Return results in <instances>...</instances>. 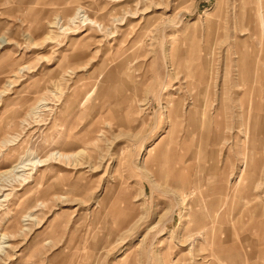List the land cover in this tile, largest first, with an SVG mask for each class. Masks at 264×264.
<instances>
[{"label": "rangeland", "instance_id": "1", "mask_svg": "<svg viewBox=\"0 0 264 264\" xmlns=\"http://www.w3.org/2000/svg\"><path fill=\"white\" fill-rule=\"evenodd\" d=\"M0 39V264H264V0H0Z\"/></svg>", "mask_w": 264, "mask_h": 264}, {"label": "bare ground", "instance_id": "2", "mask_svg": "<svg viewBox=\"0 0 264 264\" xmlns=\"http://www.w3.org/2000/svg\"><path fill=\"white\" fill-rule=\"evenodd\" d=\"M82 13V12H81ZM79 15V9L77 10V12H76V14L72 17V18H70V21L71 22H73L77 17L78 18H82V17H80V16H78ZM77 18V19H78ZM83 19V18H82ZM84 20V19H83ZM57 21V20H56ZM86 22H87V20H85ZM91 21H92V19H91ZM81 22V21H80ZM84 22V21H83ZM89 22V21H88ZM54 23H57V22H54ZM53 23V24H54ZM85 23V22H84ZM87 24V23H86ZM89 24V23H88ZM54 27H56V26H54ZM51 28H53V27H51ZM62 28V27H61ZM211 29V28H210ZM0 40H2V39H0ZM2 42V41H1ZM1 44H3V43H1ZM223 102V101H222ZM251 103V102H250ZM250 103H248V106L246 107V109L244 110L245 111V115H246V119H245V121H243V123H244V126H245V135H246V138H247V140H248V142H250V138L248 137V135H249V126H248V120H249V118H253V119H255L256 118V116L255 117H252V115H251V111L253 110V108H252V103H251V106H250ZM250 106V107H249ZM39 107V106H38ZM222 108V103L220 102V107H219V111L216 113V116H220L221 117V119H222V116L223 115H225L226 116V114H225V112H222L221 113V111H220V109ZM240 110V109H239ZM244 113V112H243ZM214 115V114H213ZM216 118H218V117H216ZM221 125H222V127H224L225 126V124H224V121L222 120V122H218V124H217V127L215 128V130H214V132L216 131V133H215V136H217L218 135V133L220 132V136H221V129H220V127H221ZM216 139V138H215ZM215 143V142H214ZM213 143V144H214ZM253 148V147H252ZM254 149V148H253ZM151 150H149L148 152H147V154L148 155H150V152ZM80 153V152H79ZM51 156H59V157H68V156H70V155H65L64 153H60V152H52L51 154H50V157ZM70 158V157H69ZM40 161V160H39ZM41 162V161H40ZM34 164L35 163H33L32 161H30V160H28V159H21V161H20V163H18L17 165H15V166H13L10 170H7V171H5V172H2L3 174H5V173H18V172H21V171H23V170H26V169H24V168H26L27 166H34ZM247 164H250L249 166L251 167V169L254 171L255 169H256V167H255V160H254V158H252L249 162H247ZM245 168H249V167H246L245 166ZM23 173V172H22ZM2 174V175H3ZM16 175V174H15ZM20 175L18 174V177H19ZM1 190V189H0ZM7 236V235H6ZM5 238V236L4 235H0V239H2V241H3V239ZM0 244H2V242H0ZM202 249V248H201Z\"/></svg>", "mask_w": 264, "mask_h": 264}]
</instances>
